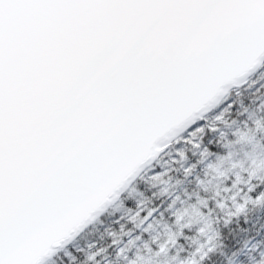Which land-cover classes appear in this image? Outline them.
Returning a JSON list of instances; mask_svg holds the SVG:
<instances>
[{
	"label": "snow or ice",
	"instance_id": "obj_1",
	"mask_svg": "<svg viewBox=\"0 0 264 264\" xmlns=\"http://www.w3.org/2000/svg\"><path fill=\"white\" fill-rule=\"evenodd\" d=\"M0 264H264V0H0Z\"/></svg>",
	"mask_w": 264,
	"mask_h": 264
}]
</instances>
